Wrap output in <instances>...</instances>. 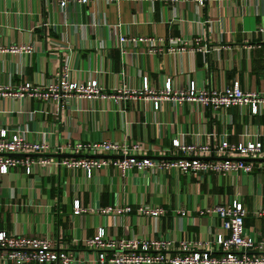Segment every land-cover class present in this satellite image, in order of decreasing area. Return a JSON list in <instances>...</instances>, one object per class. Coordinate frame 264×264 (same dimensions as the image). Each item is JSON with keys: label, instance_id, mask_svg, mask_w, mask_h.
<instances>
[{"label": "crops", "instance_id": "crops-1", "mask_svg": "<svg viewBox=\"0 0 264 264\" xmlns=\"http://www.w3.org/2000/svg\"><path fill=\"white\" fill-rule=\"evenodd\" d=\"M120 34L158 41L129 42L122 53L117 46ZM12 44L30 45L32 51L0 52V89H15L26 81L43 88L68 64L74 80H97L107 98L73 97L44 112L36 98L0 96V130L9 134L21 132L28 140L54 147L124 141L129 148L138 144L137 157L160 160L183 156L173 147L174 140L216 150L225 133L232 144L242 139L261 142L264 153V103L256 114L249 107L230 106L215 115L188 102L162 101L155 110L141 98H114L117 90L140 89L144 77L155 91L170 79L176 89L194 83L200 89L237 85L264 93V0H121L71 4L64 13L49 0H0V46ZM104 155L112 154L99 156ZM213 157L235 158L228 152ZM250 162V173L209 172L200 178L174 169L138 172L132 167L122 173L113 162L89 177L82 168L58 166L54 160L35 163L29 174L24 166L11 167L0 175V229L48 238L53 247L69 248L75 255L73 264H102L95 261L97 251L84 246L100 226L115 239H171L173 248L168 251L176 253L180 240L199 241L220 232L212 209L236 199L247 211L246 232L261 241L264 216L258 217L255 209L264 208V160ZM75 200L83 209L77 215ZM115 207L129 210L102 212ZM141 207L161 212L153 217L140 213ZM0 264L13 263L2 258Z\"/></svg>", "mask_w": 264, "mask_h": 264}, {"label": "built area", "instance_id": "built-area-1", "mask_svg": "<svg viewBox=\"0 0 264 264\" xmlns=\"http://www.w3.org/2000/svg\"><path fill=\"white\" fill-rule=\"evenodd\" d=\"M49 1L58 4L61 12L64 13L66 8L71 4L79 6L93 3L110 4L121 0ZM131 1L142 2L146 0ZM141 40L146 41L149 45L155 44L158 41L154 38L126 37L124 34H120L117 38V46L124 53V47L127 43ZM179 41L182 43V40ZM170 50H173V48ZM180 50L183 49L180 48ZM31 51L32 47L26 44H12L6 48L0 46V52L11 55L29 54ZM205 51L207 52L208 49H205ZM71 72V67L65 64L57 79L49 81L43 88L30 81H26L19 84L15 89H9L8 87L0 89V96L16 99L26 97L36 98L40 100L42 111L44 112H48L49 107H52V105L60 104L63 106L67 104L73 97L85 100L107 98L97 80H74ZM116 97L141 98L149 101L155 110L159 109L162 101L178 105L188 102L201 108L207 107L215 115L219 114L221 108L230 106L249 107L251 112L256 114L264 103V93L244 91L237 85L221 90H210L197 88L194 83H190L184 89H176L172 87L170 79H167L163 88L155 91L149 87L147 78L145 77L142 79L140 89L133 90L128 88L117 90L114 98ZM222 136L221 141L216 146V150L209 145H185L178 140H174L172 143L173 147L181 150L183 156L157 160L149 157H137L135 152L139 148L138 144H132L129 148L128 144L124 141L95 140L85 145L76 142L74 144L66 143L54 147L43 140H28L21 132L16 131L9 134L7 130L2 129L0 130V175L6 174L11 167L17 166H24L26 173L29 174L31 166L35 163L43 164L54 160L58 166L82 168L88 177L93 170L109 165L112 162L122 173L135 167L138 172L146 170L158 172L174 169L182 174H195L198 177L201 173L206 174L209 172L220 176H227L231 172L237 171L250 173L252 171V163L228 157L220 160H205L198 156H192L198 153L210 157L214 156V153L228 152L235 158L264 157L261 142L242 139L239 143L232 144L227 141L225 133ZM63 151L67 154H80L83 151H87L88 154L86 155L95 156L101 154H122L123 157L111 162L106 161L102 157L92 156L55 158L11 155L31 153L51 154ZM128 210V207H115L105 208L102 212L104 214H120ZM82 211L83 209L80 208L78 200H75L73 213L77 215ZM138 211L142 214L156 217L161 212V209L141 207ZM212 211L218 215L221 231L210 232L209 236L204 240H180L178 241V251L176 253L168 251L173 248V241L171 239H115L108 237L102 226L97 228L91 238L84 240V246L97 251L95 261L102 264H264V239L257 241L254 236L246 232L244 218L247 211L242 203L234 199L230 204H218L214 206ZM255 212L258 217L264 216L263 207H257ZM182 214H184L183 211ZM224 232H228V236H225ZM252 250H258L260 253L252 254L249 252ZM216 251L218 255L214 254ZM2 258L13 264H73L75 262V255L72 250L69 248L61 249L53 247L48 238L22 236L15 233H7L5 230L0 229V259Z\"/></svg>", "mask_w": 264, "mask_h": 264}, {"label": "water", "instance_id": "water-1", "mask_svg": "<svg viewBox=\"0 0 264 264\" xmlns=\"http://www.w3.org/2000/svg\"><path fill=\"white\" fill-rule=\"evenodd\" d=\"M11 155H15V156H32V157H55V158H62V157H77V156H92V157H111V158H121L123 157L122 155H104V156H95V155H81V154H67V153H61V152H57V153H52V154H42V153H31V154H11ZM162 159H169V158H173L172 156H162ZM201 159H205V160H220V159H224V158H216V157H207V158H201ZM233 159H241L244 161H262L264 160L263 158H233Z\"/></svg>", "mask_w": 264, "mask_h": 264}]
</instances>
